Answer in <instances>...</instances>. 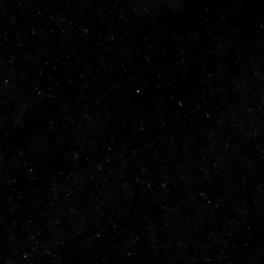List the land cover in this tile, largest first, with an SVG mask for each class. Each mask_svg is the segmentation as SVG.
<instances>
[{
	"label": "water",
	"instance_id": "water-1",
	"mask_svg": "<svg viewBox=\"0 0 264 264\" xmlns=\"http://www.w3.org/2000/svg\"><path fill=\"white\" fill-rule=\"evenodd\" d=\"M0 264H264V0H0Z\"/></svg>",
	"mask_w": 264,
	"mask_h": 264
}]
</instances>
